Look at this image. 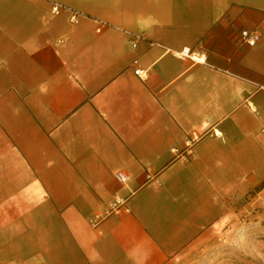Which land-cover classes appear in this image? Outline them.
Segmentation results:
<instances>
[{
	"label": "crops",
	"instance_id": "0c3cea01",
	"mask_svg": "<svg viewBox=\"0 0 264 264\" xmlns=\"http://www.w3.org/2000/svg\"><path fill=\"white\" fill-rule=\"evenodd\" d=\"M263 129L264 0H0V264L174 263L264 181Z\"/></svg>",
	"mask_w": 264,
	"mask_h": 264
},
{
	"label": "rangeland",
	"instance_id": "374dc122",
	"mask_svg": "<svg viewBox=\"0 0 264 264\" xmlns=\"http://www.w3.org/2000/svg\"><path fill=\"white\" fill-rule=\"evenodd\" d=\"M233 225L172 264H264V181L235 203Z\"/></svg>",
	"mask_w": 264,
	"mask_h": 264
},
{
	"label": "built area",
	"instance_id": "2783aa9c",
	"mask_svg": "<svg viewBox=\"0 0 264 264\" xmlns=\"http://www.w3.org/2000/svg\"><path fill=\"white\" fill-rule=\"evenodd\" d=\"M53 13L54 14H59L60 13V7L58 6H55L53 9H52ZM73 21H76L77 20V17L74 16ZM242 38L243 40L250 46H255L261 39V34L258 33V32H248V31H245V32H242ZM184 55H188L189 54V51H184L183 53ZM138 75H141L142 72L140 71H137ZM262 133L264 134V129L262 130ZM198 140V137L194 136L191 141L187 144V149L189 151V153L192 152V149L196 143V141ZM119 179H121L122 181H126L127 180V177L123 176V175H119ZM98 218H96L93 223L94 224H98Z\"/></svg>",
	"mask_w": 264,
	"mask_h": 264
}]
</instances>
